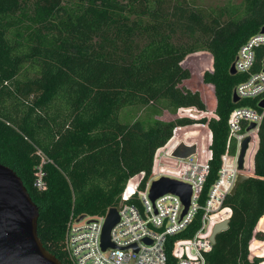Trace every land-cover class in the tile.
I'll return each mask as SVG.
<instances>
[{
  "label": "trees",
  "instance_id": "trees-1",
  "mask_svg": "<svg viewBox=\"0 0 264 264\" xmlns=\"http://www.w3.org/2000/svg\"><path fill=\"white\" fill-rule=\"evenodd\" d=\"M169 1L0 0V162L22 178L40 210L38 235L64 264L71 214L117 205L129 177H149L156 149L178 125L207 123L212 131L204 201L218 177L230 111L257 107L233 101L248 73L230 68L264 27V0L205 9ZM263 57L260 46L253 71ZM186 108L213 115L179 114ZM258 137L254 175L223 201L232 210L229 226L207 264H264V241H257L264 240L257 229L264 230V119ZM181 140L198 142L204 154L209 132L198 123L176 128L170 148ZM201 214L169 237L167 264H176L173 242L191 237Z\"/></svg>",
  "mask_w": 264,
  "mask_h": 264
},
{
  "label": "built area",
  "instance_id": "built-area-1",
  "mask_svg": "<svg viewBox=\"0 0 264 264\" xmlns=\"http://www.w3.org/2000/svg\"><path fill=\"white\" fill-rule=\"evenodd\" d=\"M260 46H264V33L261 32L242 44L233 62L236 72L248 73L247 78L239 82L234 91L240 100H254L257 107L243 105L230 111L226 122V149L221 155L218 177L210 186L206 199L201 201L213 157L212 131L207 123L197 122L206 126L207 128H202L209 132L207 149L201 154L198 142L193 140H181L170 148L169 142L176 128L197 123L178 125L167 142L156 149L149 177L146 179L145 173L140 172L127 180L118 204L115 205L119 220L110 231L113 246L104 250L101 245L104 223L112 206L104 213L84 215L83 219L71 214L64 238V251L69 264H167L166 246L169 237L186 230L199 212H202L200 227L191 237L176 239L171 252L176 264H207L206 253L214 245L211 240L213 229L217 223L230 220L232 213L229 206H223V201L230 194L237 174H249L244 171L245 160L253 146H256L254 155L258 148V131L264 119V107L259 106L264 100V57L260 69H252ZM251 124L254 126L250 127ZM246 137L250 139L244 155L243 169H239V155ZM181 142L186 145L196 144V152L187 158L174 156L173 152ZM254 155L253 174H249L250 176L254 175ZM162 176L191 185L190 204L185 213L183 202L175 193H163L154 201L150 198L152 181ZM35 184L39 188L45 185L41 166L38 167ZM225 209L229 211L224 212Z\"/></svg>",
  "mask_w": 264,
  "mask_h": 264
},
{
  "label": "water",
  "instance_id": "water-1",
  "mask_svg": "<svg viewBox=\"0 0 264 264\" xmlns=\"http://www.w3.org/2000/svg\"><path fill=\"white\" fill-rule=\"evenodd\" d=\"M264 33V27L260 31ZM264 70V65H263ZM230 71L236 73L234 63ZM240 97L233 92V101L238 102ZM264 107V100L259 103ZM195 111V108H191ZM251 124L250 127H253ZM249 137L242 143L238 160L239 169H243L244 155L248 146ZM196 144L186 145L181 142L174 150L173 155L187 158L196 152ZM250 175L239 172L235 183L230 190L234 194L238 184ZM172 192L181 198L186 212L192 194L190 184L175 178L162 176L152 181L150 186V198L154 201L159 195ZM40 210L33 201L22 178L10 166L0 162V264H64L55 254L49 251L38 235V218ZM81 215L79 219H83ZM119 220V212L115 206L109 208L104 223L101 245L105 250L113 246L110 240V231ZM229 226V219L217 223L213 229L211 240L216 242V236ZM148 241V239H146ZM252 255H250L251 257Z\"/></svg>",
  "mask_w": 264,
  "mask_h": 264
},
{
  "label": "rangeland",
  "instance_id": "rangeland-1",
  "mask_svg": "<svg viewBox=\"0 0 264 264\" xmlns=\"http://www.w3.org/2000/svg\"><path fill=\"white\" fill-rule=\"evenodd\" d=\"M177 1H180L183 7H190L193 8V5L198 7V8H209V7H215V6H219L224 4L227 0H170L169 2L172 4H175ZM237 1V0H235ZM141 116L143 115L142 113H140ZM179 114L181 115H185V116H190V117H194V118H199L202 116H212V113L208 112V113H202L199 112L197 110L193 111L191 110V108H186L181 110V112L179 111ZM201 127H205L204 125H199ZM256 146H253L248 157L245 160V167H244V171L249 173V174H253V155H254V151H255ZM229 211L228 209H225L224 212ZM258 230H261L264 232L263 229H260L259 227L257 228ZM257 241H264V240H257ZM251 251V250H250ZM254 253H251V255H253ZM258 255V254H256ZM259 256V255H258ZM261 256V255H260ZM264 258V256H262Z\"/></svg>",
  "mask_w": 264,
  "mask_h": 264
}]
</instances>
